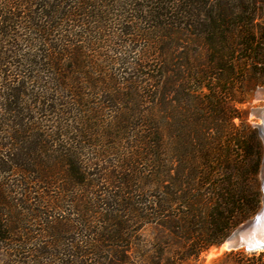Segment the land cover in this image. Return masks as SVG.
<instances>
[{
	"label": "trees",
	"instance_id": "obj_1",
	"mask_svg": "<svg viewBox=\"0 0 264 264\" xmlns=\"http://www.w3.org/2000/svg\"><path fill=\"white\" fill-rule=\"evenodd\" d=\"M262 86L264 0H0V264L222 245L262 207L264 147L239 107ZM147 226L182 252L139 256Z\"/></svg>",
	"mask_w": 264,
	"mask_h": 264
},
{
	"label": "rangeland",
	"instance_id": "obj_2",
	"mask_svg": "<svg viewBox=\"0 0 264 264\" xmlns=\"http://www.w3.org/2000/svg\"><path fill=\"white\" fill-rule=\"evenodd\" d=\"M264 86L256 88L251 96H248L246 98L245 103L239 105L240 109L245 111L247 113V119L248 122L253 126L256 127L259 131L260 138L263 143L264 147V130H263V122L262 119L254 114V112L258 109L264 108V98H261L259 95L261 94L262 97H264ZM238 123V120H236ZM259 180L262 185V190L264 187V156L260 168L259 173ZM264 197V191L263 196ZM180 208V213H181ZM42 236H40V239ZM43 241H46V239H42ZM136 240L139 243H142V246H145L146 251H140L138 254L139 256H143L144 254L148 253L151 254L154 253L155 256H163V257H171L174 255V252H182V244H178L174 236L171 235L167 230L164 229H158L153 226H147L145 227L141 233L136 237ZM189 245V244H188ZM187 246V244L185 245ZM60 248H55L56 254L58 251H62L61 244L59 246ZM52 250V249H51ZM161 250L160 254L159 251ZM228 251L226 249V245L222 244L219 247H213L206 253H203L199 259L195 260L192 259V256L185 258L182 262L179 264H212L217 258H219L223 253ZM2 253V252H0ZM3 257V256H2ZM0 257V258H2ZM53 259V258H52Z\"/></svg>",
	"mask_w": 264,
	"mask_h": 264
},
{
	"label": "water",
	"instance_id": "obj_3",
	"mask_svg": "<svg viewBox=\"0 0 264 264\" xmlns=\"http://www.w3.org/2000/svg\"><path fill=\"white\" fill-rule=\"evenodd\" d=\"M259 96L264 98L261 94ZM254 114L264 121V108L256 110ZM223 244L226 245L228 251L244 249L252 253L264 252V197L258 213L237 227Z\"/></svg>",
	"mask_w": 264,
	"mask_h": 264
},
{
	"label": "bare ground",
	"instance_id": "obj_4",
	"mask_svg": "<svg viewBox=\"0 0 264 264\" xmlns=\"http://www.w3.org/2000/svg\"><path fill=\"white\" fill-rule=\"evenodd\" d=\"M264 93V92H263ZM264 96V95H263ZM262 122H263V126H261V127H263V130H264V121L262 120ZM227 249V248H226Z\"/></svg>",
	"mask_w": 264,
	"mask_h": 264
}]
</instances>
